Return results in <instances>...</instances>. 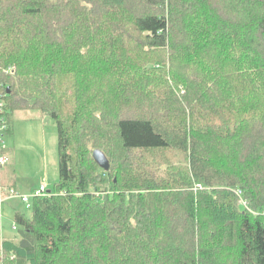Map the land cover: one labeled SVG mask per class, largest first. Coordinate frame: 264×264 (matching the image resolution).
Masks as SVG:
<instances>
[{
    "label": "trees",
    "instance_id": "16d2710c",
    "mask_svg": "<svg viewBox=\"0 0 264 264\" xmlns=\"http://www.w3.org/2000/svg\"><path fill=\"white\" fill-rule=\"evenodd\" d=\"M0 84L59 171L1 264H264V0H0Z\"/></svg>",
    "mask_w": 264,
    "mask_h": 264
},
{
    "label": "rangeland",
    "instance_id": "374dc122",
    "mask_svg": "<svg viewBox=\"0 0 264 264\" xmlns=\"http://www.w3.org/2000/svg\"><path fill=\"white\" fill-rule=\"evenodd\" d=\"M11 121V132L3 135L9 162L0 170V186L16 184L15 193L0 205V246L3 241L16 242L19 238L15 213L31 217L32 212L21 197L33 196L40 186H45L46 192H54L59 180L57 129L53 120L29 110L16 111ZM2 193L0 188V197Z\"/></svg>",
    "mask_w": 264,
    "mask_h": 264
},
{
    "label": "built area",
    "instance_id": "2783aa9c",
    "mask_svg": "<svg viewBox=\"0 0 264 264\" xmlns=\"http://www.w3.org/2000/svg\"><path fill=\"white\" fill-rule=\"evenodd\" d=\"M6 113V101L4 98V95L2 93V85L0 84V167L6 165L9 162V159L6 155V148L3 146V135L8 132V124L5 118ZM2 196L0 197V205L6 200V197L4 196L5 190H1ZM11 195L13 194V191L10 192ZM46 188L45 186H40L38 190H36L31 197H38L45 195ZM239 196V193L237 194ZM31 197H21V201L23 203H28L29 198ZM239 203L243 206H245V203L242 200H239Z\"/></svg>",
    "mask_w": 264,
    "mask_h": 264
},
{
    "label": "water",
    "instance_id": "95a60500",
    "mask_svg": "<svg viewBox=\"0 0 264 264\" xmlns=\"http://www.w3.org/2000/svg\"><path fill=\"white\" fill-rule=\"evenodd\" d=\"M92 158H93L94 162L101 169H103L104 171H108V169H109V162H108L107 158L105 157V155L101 151H99V150L93 151Z\"/></svg>",
    "mask_w": 264,
    "mask_h": 264
},
{
    "label": "crops",
    "instance_id": "0c3cea01",
    "mask_svg": "<svg viewBox=\"0 0 264 264\" xmlns=\"http://www.w3.org/2000/svg\"><path fill=\"white\" fill-rule=\"evenodd\" d=\"M6 152V151H5ZM15 177V176H14ZM15 184H16V182H14V183H12L11 184V186H8L9 188H12V190H15ZM7 187V186H6ZM0 188H1V186H0ZM39 189V188H38ZM37 189V190H38ZM8 198V197H7Z\"/></svg>",
    "mask_w": 264,
    "mask_h": 264
}]
</instances>
